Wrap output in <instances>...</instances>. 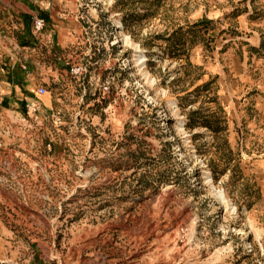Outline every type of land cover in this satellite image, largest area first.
<instances>
[{
  "label": "rangeland",
  "instance_id": "1",
  "mask_svg": "<svg viewBox=\"0 0 264 264\" xmlns=\"http://www.w3.org/2000/svg\"><path fill=\"white\" fill-rule=\"evenodd\" d=\"M48 1L81 47L58 79L16 46L39 3L0 0V264H264V0Z\"/></svg>",
  "mask_w": 264,
  "mask_h": 264
},
{
  "label": "crops",
  "instance_id": "2",
  "mask_svg": "<svg viewBox=\"0 0 264 264\" xmlns=\"http://www.w3.org/2000/svg\"><path fill=\"white\" fill-rule=\"evenodd\" d=\"M34 0H29L30 3H33ZM35 2L39 3V9L41 10V12H35V11H31V10H25L24 14L22 15V19L23 21V27L22 29H24V31L27 33L26 36H28L27 38L21 37V41H18V44H16L17 48L19 50L25 49V52H23V59H25V61H29L30 63V68L29 71H34V68L37 69H42L43 71H45V68H48L50 70H52L53 74H55L56 79H58L59 76H61L58 72H59V68L61 69L63 63L60 60V58L62 57L63 59L65 57H70L72 58V56L74 55L75 57H77L78 55L76 54L78 49L81 47L75 46V44H68V39L73 37L72 31L73 29L70 28L69 25H66V27L63 26V21H61V17H67V19L72 20L74 16H68L64 13H59V12H55L53 7L55 5V3L48 1V0H35ZM27 3V2H26ZM41 13L43 14L42 17L46 18L45 21L47 23V27L49 29H46V35L43 38H40L38 40V45H35V43H32V39H31V34L34 35L35 32L33 31L32 28V17L33 16H41ZM36 14V15H35ZM66 15V16H65ZM76 18V17H75ZM74 25H76L73 22ZM69 31V32H68ZM22 34H24V32H22ZM71 35V37H70ZM72 43V42H69ZM254 47V45L252 46ZM43 48H45L46 53H50L51 56L53 57L52 61L48 62L47 64H45L43 62V64L41 65L40 62H42L41 60H38L40 58V51L43 50ZM85 50L82 53L86 54L88 51V48L85 46L83 47ZM250 57V55H252V53L248 54ZM74 57V58H75ZM249 59V58H248ZM236 58H233V62L236 63ZM20 62V61H19ZM16 60H14V66L12 65L11 68V81L15 83V85L12 86V90L11 92H14L15 95H17V93H19L20 95H22V98L20 97H15V99H24V100H28L29 98L32 99V95L28 96L27 93H30L31 91H33L35 88H38V86L40 87L41 85L39 83H35L33 86L31 83H26L24 81V73L27 71H22L21 69L17 68L16 65ZM75 63V61H71L70 66ZM35 64L36 67L33 65ZM21 68H26L25 63H20ZM69 66V67H70ZM237 68H235L236 70ZM61 72H63V70H61ZM239 72V71H238ZM17 89V90H16ZM48 99L47 96H43L40 98V100H46Z\"/></svg>",
  "mask_w": 264,
  "mask_h": 264
},
{
  "label": "built area",
  "instance_id": "3",
  "mask_svg": "<svg viewBox=\"0 0 264 264\" xmlns=\"http://www.w3.org/2000/svg\"><path fill=\"white\" fill-rule=\"evenodd\" d=\"M32 28L34 32H41L44 25H45V20L43 17L41 16H33L32 17ZM69 73L73 78H76L78 80H84L86 74L89 72V67L86 63H84L82 60L73 63L70 67H69ZM103 92L104 93H108L109 92V85L104 84L102 86ZM46 92V89L43 86H40L37 88V90L35 91V95H42ZM26 109L30 112L29 114H33L34 111H36L37 109V103L36 101L32 98V99H28L26 101ZM165 116V115H164ZM163 116V117H164Z\"/></svg>",
  "mask_w": 264,
  "mask_h": 264
},
{
  "label": "bare ground",
  "instance_id": "4",
  "mask_svg": "<svg viewBox=\"0 0 264 264\" xmlns=\"http://www.w3.org/2000/svg\"><path fill=\"white\" fill-rule=\"evenodd\" d=\"M110 19L114 22V24H115V26H116V28H115V30H114V39H115V42L114 43H120V37H121V29H122V23L119 21V20H116L115 18H114V14L113 15H111L110 16ZM125 41L126 42H129V43H131L130 42V40L127 38V37H125ZM133 48H134V55H133V60L136 62V64H138V65H142L143 63H144V61H145V56L143 55V52H142V50L140 49V47H138L137 45H133ZM128 60V63H130V60L129 59H127ZM147 76V75H146ZM174 104V105H173ZM169 106H171V107H169L170 108V110L172 111L171 113H175L176 111H177V104L176 103H174V102H172ZM165 116L161 119V121H163V123L161 124V128L162 129H166V128H168L169 127V123H168V119H169V115L167 114V112H164L163 113ZM179 123V122H178ZM183 127H184V122H180L179 124H178V129H179V131L180 130H182L183 129ZM177 129V128H176ZM207 178H208V182H211L212 181V179H211V177L210 176H207ZM196 181H198V178L195 176L194 177V182H196ZM216 195L224 202L225 200H226V198H225V196H224V194L221 192V191H216ZM227 202V201H226ZM233 208V210H235V208L234 207H232Z\"/></svg>",
  "mask_w": 264,
  "mask_h": 264
},
{
  "label": "trees",
  "instance_id": "5",
  "mask_svg": "<svg viewBox=\"0 0 264 264\" xmlns=\"http://www.w3.org/2000/svg\"><path fill=\"white\" fill-rule=\"evenodd\" d=\"M43 16V14L41 13V17ZM44 18V17H43ZM46 18H44V20H45Z\"/></svg>",
  "mask_w": 264,
  "mask_h": 264
}]
</instances>
